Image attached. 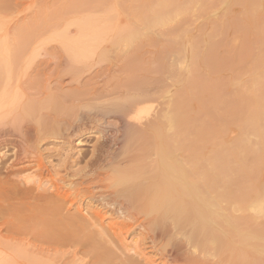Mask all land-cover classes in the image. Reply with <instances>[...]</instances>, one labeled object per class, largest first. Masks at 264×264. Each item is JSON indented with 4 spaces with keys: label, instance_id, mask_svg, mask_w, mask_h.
I'll return each instance as SVG.
<instances>
[{
    "label": "bare ground",
    "instance_id": "bare-ground-1",
    "mask_svg": "<svg viewBox=\"0 0 264 264\" xmlns=\"http://www.w3.org/2000/svg\"><path fill=\"white\" fill-rule=\"evenodd\" d=\"M84 7L109 13L74 20L89 32L66 42L64 60L5 74L0 250L19 264H264V0ZM119 9L135 19L119 22ZM179 12L190 16H164ZM136 23L196 32L184 43L189 59L177 49L171 57H148L141 46L118 52L91 33ZM223 27L225 66L214 39ZM175 71L179 88L169 99ZM84 128L100 140L75 169L62 152Z\"/></svg>",
    "mask_w": 264,
    "mask_h": 264
},
{
    "label": "rangeland",
    "instance_id": "rangeland-1",
    "mask_svg": "<svg viewBox=\"0 0 264 264\" xmlns=\"http://www.w3.org/2000/svg\"><path fill=\"white\" fill-rule=\"evenodd\" d=\"M84 6H85V0H80L79 2H75V0H5V11H0V91L4 90L2 91L4 92L3 93L4 95H5V74L28 75L30 74V72L32 73V67L31 66L28 67L29 63H35L40 60L41 61L42 60H52V61L64 60L66 58L65 55H67L65 54V50L67 48L65 46L66 42L71 41L70 39H73V38L75 39L79 34H84V33L89 32V30L79 29V26H77V23L75 21L76 20L79 21V20H82L88 17L89 18L90 17L100 18L101 16L102 17L100 19H102V18H105L109 13L105 10H99V11L93 10V12H91L90 9H86ZM122 12L123 10L121 9L119 14H121L122 16L119 15L120 18L119 16H116L119 22H124V21H127L128 19H129L128 21L132 22L133 19H135V17L132 16V14H130L129 12H128L129 14L122 13ZM123 14L128 15L127 19L125 17L126 15L124 16ZM200 15H201V18L197 14L192 15V17L197 19V16H198L199 17L198 21H203V20L208 19L210 15H213V13H211L210 15L209 14L208 15L200 14ZM223 15L224 14H221L222 18L225 17V15L224 17ZM155 16L156 15H153L152 17H155ZM164 16L168 18L175 17L177 19L179 18L183 19L184 17L188 16V14L184 12L183 13L179 12V13H173L170 15L164 14ZM216 16L215 15L211 16V18H215V19L221 18L220 14L217 17ZM122 19L124 20L122 21ZM119 25L122 26L125 24L120 23ZM136 25H137L136 27H131V28L119 26L113 29V27L111 28L107 27V28H102L98 31L93 30L91 33L95 32L98 35L102 36V39H104L102 40L100 37L101 41H103L102 46H105L107 44H112L113 46L115 45L116 46L115 51H118V52L120 50L121 52L123 51L122 47L125 50L126 47L129 48V47L141 46L143 47L146 56L148 57L156 56L157 57V56H160L162 52H165L166 54L170 56L172 51L175 53V50L177 49L178 51H176L175 54L176 55L178 54V55L176 56L174 53H172L174 54V56H176L178 59L181 58V61L182 60L186 61L189 59L190 45L189 44L186 45L188 46L187 47L188 51L186 52L188 55H186V53L183 52L187 49L184 43L189 38L192 39L193 33H196V32L194 31L193 33L191 31L185 32L186 30H184V28H182V30L181 28L180 30H171L169 26H167L166 24H161V23H152L150 25H143V24L139 25L136 23ZM168 30H171V31H168ZM215 30L219 32V35L215 36L214 39L220 38L221 43H223V44L219 43L218 48L219 47L224 48V49L222 48L218 49V51L220 50L219 54L221 55L219 60L222 61L223 59H226V61L223 60L224 62L220 61V63L224 64V65L223 64H220V65L225 66L227 62V57L229 54L228 52L229 46L227 45L228 43L227 42V31H225L226 28L224 29L216 28ZM185 33L187 37L185 36ZM183 36H185L184 37L185 40L183 39ZM171 37L172 38L174 37V40L177 38L176 42L178 41V44L180 45L179 49L177 48L178 44L172 47H168V44H170L168 42V38H171ZM189 41L192 42L191 40ZM147 50H148V54H147ZM113 53L115 52L113 51ZM110 55L114 56L112 52H110ZM180 56H182L183 58ZM5 59H6V62H5ZM196 61H198L197 58H196ZM172 69L173 68H171V70ZM178 71L179 73L180 71L182 73L183 70L178 69L177 74H179ZM171 74L172 76L170 77L169 75V79H168L169 99L173 98V96L176 94L177 89L179 88V82L176 76V71L175 73H171ZM174 75L176 76V79H177L176 82H175ZM4 100H5V96H4L3 101L1 100L2 105L0 101V106H1L0 111H2L5 115V101ZM156 106L157 104H155L152 107L151 113L153 110L155 111V109L157 108ZM78 132L77 134L79 135L81 133L82 134L80 136L79 135L72 136L71 139L67 141V144L66 143L64 144V149L62 152L64 153L65 151L63 157L65 158L67 157L69 158V160L71 157L72 159L70 160L71 163L72 161L74 163V160H76L79 157H80L79 159H82L81 157H83L84 155L87 160L93 153L95 144L100 140L101 133L98 131H94V129L92 128H84L80 131V133ZM1 140H2V137H1ZM50 146L53 147V145H50ZM58 147L60 146L58 145ZM4 149L5 147L3 148V150ZM49 160H52V159L50 158ZM53 162L57 163L58 158L56 157V159H54L53 157ZM84 164H85V159L84 161L81 160L80 164L79 163L78 165L75 164L74 167L75 169H77L78 167L84 166ZM3 233L5 234V230ZM132 240L133 241L135 240L133 235L125 238V241L128 243L129 242L133 243ZM11 253L12 251H9L8 253L7 251L5 252V249L0 250V264H13V263L19 264L18 262L14 261L13 258L10 256ZM10 260L11 261L13 260V262L10 263ZM16 260L20 261V257L17 256ZM21 260L24 261L23 259Z\"/></svg>",
    "mask_w": 264,
    "mask_h": 264
}]
</instances>
